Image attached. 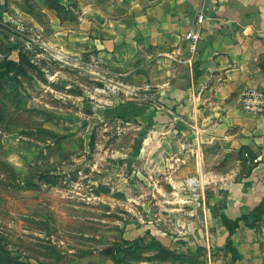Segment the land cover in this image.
Masks as SVG:
<instances>
[{
    "label": "rangeland",
    "instance_id": "obj_1",
    "mask_svg": "<svg viewBox=\"0 0 264 264\" xmlns=\"http://www.w3.org/2000/svg\"><path fill=\"white\" fill-rule=\"evenodd\" d=\"M93 2L0 0V264H264V214L230 237L151 88L77 50Z\"/></svg>",
    "mask_w": 264,
    "mask_h": 264
},
{
    "label": "crops",
    "instance_id": "obj_2",
    "mask_svg": "<svg viewBox=\"0 0 264 264\" xmlns=\"http://www.w3.org/2000/svg\"><path fill=\"white\" fill-rule=\"evenodd\" d=\"M97 1L75 15L77 50L126 75L134 68L157 102L153 132L169 134L168 159L212 185L222 215L251 213L264 200V116L245 110L242 98L264 91V0ZM202 9L190 59L185 36Z\"/></svg>",
    "mask_w": 264,
    "mask_h": 264
},
{
    "label": "built area",
    "instance_id": "obj_3",
    "mask_svg": "<svg viewBox=\"0 0 264 264\" xmlns=\"http://www.w3.org/2000/svg\"><path fill=\"white\" fill-rule=\"evenodd\" d=\"M205 21L203 9L198 13L197 20L193 24L185 38L189 43L190 59L194 58L201 38L200 29ZM242 105L245 110L264 116V91L259 89H248L243 93Z\"/></svg>",
    "mask_w": 264,
    "mask_h": 264
},
{
    "label": "trees",
    "instance_id": "obj_4",
    "mask_svg": "<svg viewBox=\"0 0 264 264\" xmlns=\"http://www.w3.org/2000/svg\"><path fill=\"white\" fill-rule=\"evenodd\" d=\"M263 214H264V200L251 213L242 215L241 217L235 220L230 219L226 215H222V221L228 231L229 236L231 237L236 232V230L241 226V223L244 222L247 226L253 227L254 225L251 222V219L256 218L257 216L261 218ZM232 244H233L232 239H229V245Z\"/></svg>",
    "mask_w": 264,
    "mask_h": 264
}]
</instances>
